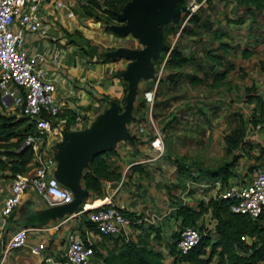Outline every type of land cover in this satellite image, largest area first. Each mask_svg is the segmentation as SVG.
<instances>
[{
    "label": "crops",
    "instance_id": "1",
    "mask_svg": "<svg viewBox=\"0 0 264 264\" xmlns=\"http://www.w3.org/2000/svg\"><path fill=\"white\" fill-rule=\"evenodd\" d=\"M209 18L214 28L220 27L227 33L218 40L234 46L223 51L234 68L212 88L179 80L170 87L159 85L154 93L156 82H152L151 88L146 90L149 94H145L143 81L152 78H139L132 109L121 121L119 136L110 146L114 152L108 160L119 177L103 181L102 195L95 198L82 183V173L89 159L85 161L83 156L74 154V144L93 145L94 138L108 131L110 118L122 111L126 80L121 73L129 60L111 57V51L104 54L106 59H101L95 54L83 53L75 45L63 44L68 53L58 68L56 95L64 105L53 120L59 132L51 136L40 151L49 160L51 175L71 191L73 203L61 205L63 203L52 201L31 187L26 188L13 210L3 217L0 214V253L9 235L18 227L27 229V244L8 249L2 264H63L65 235L69 230L79 232L86 242L104 251L112 245L113 238L105 240L92 226H86V211H79V208L82 204L95 205L107 198L123 203L132 213L119 236L152 246L162 253L164 264H170L167 243L174 227V206L178 203L195 206L198 201L216 195L219 181H204V177L196 175L197 167L214 168L230 158L225 154L222 136L238 126L243 131L241 145L232 149L240 156L233 166L236 176L231 181H245L261 166L264 117L255 124L250 117H259L258 105L264 99V67L258 64L264 59V37L254 38L247 29V21L235 32L223 17ZM207 38L202 34L200 40H181L182 48L201 56ZM121 39L125 41L123 48H141L140 42L129 34ZM29 40L31 50H44L62 43L64 38L41 40L30 36ZM185 40L193 46L185 45ZM174 41L175 38L171 43ZM216 42L212 43L213 47ZM248 46H253L252 51L245 52L247 55L242 57L241 48L248 49ZM161 67L162 63L158 65V72ZM193 69V65L187 64L180 70ZM139 100H143L142 106H137ZM0 113L5 112L0 109ZM78 115L80 120L76 119ZM63 130L69 137L62 136ZM155 133L162 141L161 152L150 143ZM2 159L4 155L0 153ZM26 166L23 173L32 170V162ZM10 181L8 169L0 166V207L8 194ZM150 225L159 228V239L153 237ZM40 241L45 242V247L39 255L32 254L30 246ZM47 257L49 260L44 259Z\"/></svg>",
    "mask_w": 264,
    "mask_h": 264
},
{
    "label": "trees",
    "instance_id": "2",
    "mask_svg": "<svg viewBox=\"0 0 264 264\" xmlns=\"http://www.w3.org/2000/svg\"><path fill=\"white\" fill-rule=\"evenodd\" d=\"M195 1L199 3L202 0ZM215 1L204 0L194 12L190 13L185 0H180L174 6L171 16L159 23L162 47L159 50L160 57L155 60V73L160 63H162V67L154 93L159 85L170 87L179 80L212 88L218 86L226 74L234 68L233 62L225 59L223 53L227 48L234 46L218 40L225 37L227 33L223 32L220 27L214 28L209 14H206L204 10L209 6L210 9H214ZM221 1L231 5L233 16L229 17L224 14L222 17L226 24L234 28L235 32L240 31L247 21V29L254 34V38L261 35L264 37V0ZM87 2L107 13L111 20H116L126 0H87ZM74 34L79 36L77 31L73 32V34H69V40L76 39ZM176 34L177 36H175ZM202 34L207 35L208 38L204 41L205 47L202 48L201 56H195V52L192 50H183L181 40L187 38L200 40ZM173 38L175 41L171 43ZM214 40L217 42L213 47ZM78 44L81 48L75 46L86 53L83 44ZM253 46H248V49L242 47V57L247 55L245 52L252 51ZM88 54L92 56L95 53L90 51ZM187 64L193 65L194 69L186 72L181 71L180 69ZM258 64L260 68L264 67V59L260 60ZM117 75L119 74L117 73ZM155 78L156 74L151 80L143 81L144 91L151 88L150 84ZM126 90L127 83L124 81L123 91L126 92ZM263 100L258 105L259 117L256 119L250 117L252 124L264 117ZM122 101H125L124 96ZM142 105L143 100H139L137 106ZM32 131L33 125L27 117L0 113V147L3 148L0 153L4 155V159L0 160V166L6 167L11 175L16 172H24L27 169L26 165L31 160L32 152L28 146H21V143L24 136ZM242 135L241 126L224 134L222 139L226 145L225 154H229L230 158L214 168L197 167L198 175L196 176H202L205 178L204 181L208 182L217 179L220 186L229 183L232 177L236 176L233 166L240 156L239 152L233 153L232 149L241 145ZM113 152L114 149L111 147L97 150L90 156L88 166L82 173L83 186L86 190L91 191L92 198L102 195L103 181L116 180L119 177L108 160L109 155ZM231 203V198H221L216 193L205 201H198L195 206L176 204L173 212L174 227L170 231V240L167 243L168 252L171 255L170 264H264V215L260 214L252 218L246 213L233 212L230 210ZM124 214L130 220L132 213L126 210ZM84 223L88 227H93L87 217ZM186 226L196 228L199 232V239L186 253L181 254L176 247V242L180 230ZM149 227L153 231V237L159 239V228L151 225ZM100 235L105 240L113 239L112 245L105 247L104 251L96 249L95 245L91 244L94 259L98 264H164L162 253L144 242L137 243L130 239H124L119 234ZM241 236L249 238V241L241 239Z\"/></svg>",
    "mask_w": 264,
    "mask_h": 264
},
{
    "label": "built area",
    "instance_id": "3",
    "mask_svg": "<svg viewBox=\"0 0 264 264\" xmlns=\"http://www.w3.org/2000/svg\"><path fill=\"white\" fill-rule=\"evenodd\" d=\"M202 1L190 0L187 4L190 13ZM58 14H63L68 20L74 17L69 0H0V109L16 117L25 116L33 125V131L26 134L21 143V146L31 149L32 170L11 175L8 194L0 207L2 217L13 210L23 191L29 187L52 201L69 203L72 200L71 191L51 175L49 160L40 151L51 136L59 132L53 120L62 111L64 103L56 95V78L68 51L63 42L44 50H31L28 45L30 36L41 40L61 38L54 34L57 31L54 20ZM76 119L80 120L81 116H76ZM139 130H142L141 126ZM150 143L158 152L162 151L158 133ZM217 194L221 198L232 199L230 210L233 212L246 213L252 218L264 215V153L261 166L247 180L230 181L219 186ZM126 210L123 203L112 202L108 198L95 205L82 204L79 208V211H86V217L99 235L113 236L119 234L128 221L124 214ZM26 239L25 227L15 229L0 253V264L8 249L26 246ZM198 239V230L186 226L180 230L176 247L184 254ZM241 239L247 237L241 236ZM44 247L45 242L40 241L30 246V251L39 255ZM44 259L49 260L48 257ZM63 264H98L91 243L75 230H69L65 235Z\"/></svg>",
    "mask_w": 264,
    "mask_h": 264
},
{
    "label": "water",
    "instance_id": "4",
    "mask_svg": "<svg viewBox=\"0 0 264 264\" xmlns=\"http://www.w3.org/2000/svg\"><path fill=\"white\" fill-rule=\"evenodd\" d=\"M176 1L179 2L180 0ZM171 2L172 0H147L145 4L131 3L124 5L122 8L123 13L120 14L119 19L126 22V25L121 27L123 35L130 34L140 44L143 43L144 46L139 49L120 48L110 52L111 55L109 56L111 57L121 56L129 60L121 73L127 82L124 106L121 112L110 118L109 129L106 134L94 138L95 142L93 145L83 147L78 143L74 144V154L83 156L85 161L97 150L112 146L119 136L121 121L132 109L138 79L152 76L153 66L149 64V59L150 57L155 59L162 47L158 25L167 20L173 13L177 2L173 4ZM170 7L171 11L168 12ZM62 136L69 137V134L63 130ZM54 178L57 180L56 176ZM72 203L73 199L69 203L61 205L67 206ZM247 240L249 241V238Z\"/></svg>",
    "mask_w": 264,
    "mask_h": 264
},
{
    "label": "rangeland",
    "instance_id": "5",
    "mask_svg": "<svg viewBox=\"0 0 264 264\" xmlns=\"http://www.w3.org/2000/svg\"><path fill=\"white\" fill-rule=\"evenodd\" d=\"M146 1L147 0H126L125 6L131 3L145 4ZM174 2L176 3L177 1L172 0L171 3L173 4ZM185 2L186 4H189L190 0H185ZM69 4L73 10L74 17L68 20L64 18L63 14H58L54 20L55 27L57 29L54 34L57 36L60 35V39L64 38V44L73 43L79 46L78 43H81L85 49L84 52L88 53L90 51H94L96 57L104 59L107 58L104 55L105 53L120 48L124 49L122 46L125 45V41L121 39V37L124 36L121 27L125 26L126 22L119 19L120 14L123 13V10H121V12L117 15L116 20H111L107 13L102 12L101 9L96 8V6L92 3H88L87 0H69ZM204 10L206 14H209V16L213 17H222L224 14L229 17L233 16L231 5H227L221 0H216L214 2V9H210L209 6L204 8ZM170 11L171 7L168 9V12ZM76 31L79 33V36L74 34L76 35V39L72 38L69 40V34H73V32ZM53 32L54 31H51V33ZM188 42V40H185V45L188 44L193 46L191 42ZM140 46L143 47V43H141ZM79 47L81 48V46ZM159 57L160 51H158L157 57L155 59L150 57L149 64H151L153 68L156 67L155 60H157ZM249 69L251 68L249 67ZM154 73L155 72L153 71L152 76L148 79L155 76ZM156 73L157 77L159 75L158 70ZM153 82H155V80Z\"/></svg>",
    "mask_w": 264,
    "mask_h": 264
}]
</instances>
